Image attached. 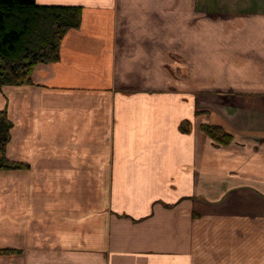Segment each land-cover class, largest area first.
I'll list each match as a JSON object with an SVG mask.
<instances>
[{
  "label": "crops",
  "instance_id": "0c3cea01",
  "mask_svg": "<svg viewBox=\"0 0 264 264\" xmlns=\"http://www.w3.org/2000/svg\"><path fill=\"white\" fill-rule=\"evenodd\" d=\"M35 2L82 17L0 92V264H264V0Z\"/></svg>",
  "mask_w": 264,
  "mask_h": 264
},
{
  "label": "trees",
  "instance_id": "16d2710c",
  "mask_svg": "<svg viewBox=\"0 0 264 264\" xmlns=\"http://www.w3.org/2000/svg\"><path fill=\"white\" fill-rule=\"evenodd\" d=\"M81 17L80 6L0 0V92L5 87L33 85L31 76L36 66L58 62L62 40L69 31L79 29ZM12 129L7 110H0V172L29 168L6 157ZM201 130L215 146H227L232 141L219 126L203 125ZM16 253L0 249V256Z\"/></svg>",
  "mask_w": 264,
  "mask_h": 264
},
{
  "label": "rangeland",
  "instance_id": "374dc122",
  "mask_svg": "<svg viewBox=\"0 0 264 264\" xmlns=\"http://www.w3.org/2000/svg\"><path fill=\"white\" fill-rule=\"evenodd\" d=\"M5 97V98H4ZM4 97L2 96V98L4 99L3 100V103L0 101V110H5L6 109V104L7 102L10 100L11 101V96H5ZM9 99V100H8Z\"/></svg>",
  "mask_w": 264,
  "mask_h": 264
}]
</instances>
